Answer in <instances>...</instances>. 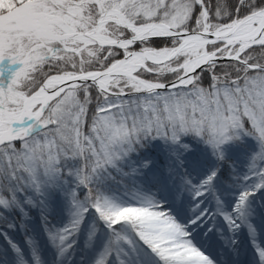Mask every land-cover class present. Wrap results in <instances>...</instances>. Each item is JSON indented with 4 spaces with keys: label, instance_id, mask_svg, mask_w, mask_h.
<instances>
[{
    "label": "snow or ice",
    "instance_id": "1",
    "mask_svg": "<svg viewBox=\"0 0 264 264\" xmlns=\"http://www.w3.org/2000/svg\"><path fill=\"white\" fill-rule=\"evenodd\" d=\"M0 264H264V0H0Z\"/></svg>",
    "mask_w": 264,
    "mask_h": 264
}]
</instances>
